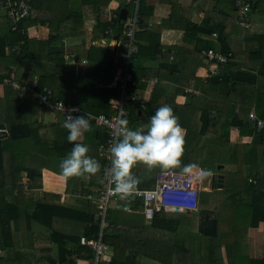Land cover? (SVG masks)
Returning <instances> with one entry per match:
<instances>
[{
  "label": "trees",
  "instance_id": "trees-1",
  "mask_svg": "<svg viewBox=\"0 0 264 264\" xmlns=\"http://www.w3.org/2000/svg\"><path fill=\"white\" fill-rule=\"evenodd\" d=\"M25 1L30 5L29 13L21 19L20 25L15 30L12 29V23L4 15H0L1 65L8 59L9 63L15 64V75L22 77L23 73L21 71L22 69L24 71L25 65H28L29 60L32 63L33 61H37L36 57L30 54V50L47 48L55 64H59L58 68L53 69L50 75L45 77L46 84L53 92H56V97L76 103L86 102L87 100L88 110L94 113L104 111L109 114L110 108L108 103L103 102L101 107L96 106V103H99L97 97H102L99 92L105 93L107 97L117 95L119 91L118 86L107 87L106 84L112 80L116 68L120 65L119 53L122 50H126L127 47H124V43L130 38L126 34L127 27L117 16L120 9L117 8L118 5L115 7L110 6L105 10L104 7L113 0ZM164 1L171 6L170 16L167 19L160 20L157 24L152 22L154 7L146 4L144 0H139L138 2L136 12L137 22L132 38V45L136 46V51L131 52L128 64V69L132 74V81L126 87V92L134 95L136 98L134 102L128 104L130 106V113L127 115L130 124L129 128L135 130L138 122L141 121V117L146 115V120L151 116L158 96L161 92H164L165 86L171 83L172 92L170 100L163 105L170 106L178 117L180 125L190 130V140L193 133V142L191 143L190 141L184 146L181 167L176 169H184L185 166L197 165L203 171L211 172L213 171L212 162L216 157L215 149L213 148L218 145L225 146L228 144V131L230 127H237L242 136H250L251 142L244 145L242 152L239 151L243 156L244 153H247L248 157L251 158L247 164L243 163L244 171L241 177L236 178V176H232L234 173L230 172L225 176L224 188H222L223 183L221 188H215L218 192L228 191L230 194L234 193V203H237L238 208L242 206L241 208L245 211L239 216V209L235 210L237 219L240 218L238 219L239 225H236V229L240 232L241 226L245 224L242 231L247 232L246 226L258 227L261 222H264V188L261 186L264 175L261 172L259 164H257V159H253L256 155L264 153V127L256 129L255 123L248 117L250 106L253 104L255 108L259 106L263 107L262 112L259 113V117L264 118V90L259 92V89H257L255 98L244 96L241 105L237 109L230 105L232 100L237 99L233 94L236 80L256 79L259 76L264 77V70H261L264 68L263 64L260 66L250 64V67H245L244 61V57H246V53L252 48V45L256 49L253 51L249 50L250 53L264 56V34L256 33L253 28H245L238 25L234 0ZM219 1H225L226 6H222ZM250 2V19L252 14L264 16V0H250ZM1 5L2 0H0V8ZM84 6H89L91 12H93L94 23L90 31V45L86 50V71L83 75H76L66 68L67 64L64 60L65 39L84 35ZM128 7V12H132L133 9L131 7L129 9ZM194 16H197L198 19L194 20ZM160 27H170L174 30H180L182 32L180 42L168 45L164 44L161 40L160 30H158ZM34 28L38 33L42 30L44 33L40 32L38 36L31 35L30 30H34ZM213 32L217 34L215 39L204 37V35L211 36ZM105 40H114L115 42L120 40V46L116 49H109L95 42ZM6 45H9L12 49L10 58L4 57V47ZM189 46H192V51L197 54L202 49L212 47L222 52L227 60L223 64H218L217 74L210 75L206 78L205 82H202L201 78L196 77L195 68H190L185 72L182 69V65L186 62V59H184L186 53L183 51ZM24 51L27 53L23 54ZM148 62H152L153 64L149 66L145 65ZM3 66L5 68L6 65L4 64ZM4 68L0 70V80L9 71L8 68ZM251 70H253V73H250ZM152 76L156 77L159 82L154 84L150 98L143 106L141 103L145 86L148 78ZM64 80H70L73 86L66 84ZM190 80H192L191 83ZM94 82H97L99 85L94 86ZM193 82L197 89L193 86ZM188 84L192 85L189 87H194V89L199 91L197 96L184 90V87ZM40 87L41 85L35 86L36 89ZM73 88L79 90L80 93L69 99L70 89ZM22 93L24 91L13 92L6 89V95L8 96H6L5 105L0 113V125L8 126L10 138L16 136L19 126L23 125L27 131H30L29 128L33 125L31 116H28V121H24L25 119L15 121V112L19 108L17 107L18 102L15 99H19ZM182 94L185 96L186 101L183 103L176 102V97ZM37 103V100H31L23 104V106L27 107V115L33 114L35 108H37ZM196 114H200L198 122L194 121ZM4 141H0V167L2 164V149L5 146ZM198 142L201 145L203 143L202 146L204 147L200 148L197 144ZM230 149L232 151L230 157L234 156L233 161H236L237 152L232 147ZM22 170H25L30 177L36 171L35 168L20 166L17 168L15 174L18 175ZM133 173L138 179H141V185L145 187L153 186L154 179L152 174L146 177L135 169H133ZM235 179L236 183H234ZM3 182H0V264H31V256L25 261L24 253L13 247L14 231H12L11 223L18 220L20 214L26 215V219L30 223L33 221L47 227L52 226L54 218L56 220L70 219L82 224V230L77 233L63 232L64 235L58 229L57 231H52L51 237H56L53 241L57 243L61 256L59 259L54 260L52 255H48L47 260L49 263H66L69 261L68 257L72 254L87 259L92 257L91 250L82 246L79 243V238L83 234L88 238L97 235L99 218L96 216V210L93 209L89 212L79 213L44 202H27L24 205L25 207H22L16 198L7 199L8 194L1 191L4 186ZM227 183L228 185L226 186ZM11 187L12 189H20L14 180ZM204 192L210 191L202 190L199 192L200 207ZM131 200L133 201V207L139 206V200L137 199L136 201L134 196L125 201L127 203ZM208 209L210 208L208 207ZM175 214L177 213L171 212L170 214L157 215L147 225H143V228H156L160 224L158 229L164 231L163 235H172L170 244L173 246L174 252L177 251L178 254L182 253L181 257L185 260L188 257V264H192L190 259L193 256L195 263L202 264L201 262L208 255L206 250V253H204L206 256H201L198 260H195L200 248H203L204 240L202 241V239L206 238L209 240L212 237L202 235L196 231L201 238H199L197 243H194L192 234H180L178 232L179 221ZM248 217L250 218V222H248ZM112 221H110L111 224L115 222ZM85 224H87V227ZM107 230H109V227L104 229L103 238L112 247L114 245L115 248L113 247L111 259L107 262L102 261L101 264H137V256L135 258L134 255H129L128 252L124 254L126 242L115 238L109 239L108 237L111 236H109ZM68 243L72 244L71 249L68 247ZM205 245L208 248V244L205 243ZM231 250L234 249L226 246L227 264H264V255L250 258L246 255L243 256L241 253L235 255L230 252ZM155 257L157 258V254ZM241 258H246L247 260ZM173 262L181 264L180 257L176 256Z\"/></svg>",
  "mask_w": 264,
  "mask_h": 264
},
{
  "label": "crops",
  "instance_id": "crops-1",
  "mask_svg": "<svg viewBox=\"0 0 264 264\" xmlns=\"http://www.w3.org/2000/svg\"><path fill=\"white\" fill-rule=\"evenodd\" d=\"M114 2L115 1L109 2L104 7V9L106 10V8L110 6L115 7L116 5H114ZM144 2L154 7L152 22H155L157 24L158 22H160V20L164 18L167 19L170 16L171 6L168 5L166 1L144 0ZM219 2L222 6H226L225 1H219ZM0 14L2 15L1 10H0ZM83 16L85 17L84 35L80 37H68L65 39L66 49H65L64 60L65 63L67 64L66 68H68L70 72H73L76 75H83L84 72L86 71V65H87L86 50L90 45V33H91L90 31L92 28V26L91 28H89L88 22L92 23L91 25H93L94 23L93 12H91L89 6H84ZM87 17L89 18L88 20H86ZM197 19L198 17L194 16V20ZM250 23H251L250 27L253 28L256 33L264 34V16L252 14ZM158 30H160L161 40L164 44L167 45L175 44V43H179L181 40L182 32L180 30H174L171 29L170 27H160ZM34 31L35 28L33 32ZM35 32L37 34H35L34 36H38L40 32L44 33L43 30L39 31V33L37 31ZM211 36L204 35V37L208 39L210 38L215 39V37L213 36L211 37ZM95 42L102 46H106L105 43L110 42L111 43L110 45L112 46L111 47L106 46V47H108L109 49H116L114 40H105L101 42L95 41ZM254 49L256 48H254V46L252 45V48L249 50L253 51ZM249 50L246 53V57H244V61L246 64L245 67H250V64L258 65V66L262 64L264 65V62L261 63L262 61H264V56L262 55L260 56L257 53L255 54L250 53ZM183 52L186 53L184 55V59H186V62L184 63V65H182V69L184 72L188 71L190 68L191 69L195 68V75L197 78H201L202 82H205L206 78L209 77V75H207V72H209L211 69H216L218 72V66L210 64L206 59H204L201 56L200 53L197 54L194 51H192V46H189ZM11 53H12L11 47L9 45H6L4 47V57L10 58ZM25 53L27 52L24 51L23 54ZM30 54L35 56L37 61H33L32 63L29 60L28 65L27 64L25 65L24 71L23 69L21 71V73H23L22 77H18L15 75L16 72L15 64L9 63L8 59L6 60V62L5 61L3 62V65L4 64L6 65L5 68L3 65H1L0 62V70L3 68L9 69V71L6 72L3 78L0 80V113L5 105L6 96H8L6 95V89L12 90L13 92L24 91V93L21 94L22 96L19 99H15L18 102L17 107H19L17 108V112H15V121H18V119L20 120L25 119L24 121H28V116H31L32 117L31 122L33 124L29 128L30 131H27V129L23 125L19 126L17 128L16 136L13 138H10V131H9V137L5 141L3 140L5 146H3L2 149L3 155H2V164L0 167V182L4 181L3 182L4 186L2 187L1 191L6 192L8 194L7 199L9 200H11L12 198L13 199L16 198V200L21 203L22 207H25L24 205L27 202H31V203L44 202L51 205L60 206L62 208L74 210L75 212H79V213L89 212L94 209L96 210L97 218H99L97 215V205H96L95 197L98 195V189L101 182V170L96 175L91 177L84 176V177H73V178L65 179V177L62 175L59 165H60V161L63 158H65L68 153H70L73 144L67 140L68 132L66 129H64L61 126L64 121V117L59 112H46L41 106H39L40 104L38 102L37 94L42 93L44 88L49 89L51 93L54 96H56V92H53V90L49 88V86L46 84L45 77L49 76L50 72L53 69L58 68L59 64H55V62L53 61V57L51 56V53H49L47 48L46 49L43 48L40 50L31 49ZM82 60H85V62L82 63ZM151 64L153 63L152 62L145 63V65L147 66ZM261 70L263 71L264 68H262ZM11 72L14 73V77H15L14 80L21 87H23L22 89L16 90L13 88L12 85L3 84V79L7 77ZM250 73H253V70H251ZM153 77L154 76L149 78H153ZM154 78L157 80L158 83L159 82L158 79L156 77ZM64 82L68 85L73 86L70 80H64ZM191 82L192 80H190V83ZM155 83H150L147 80V84L144 90V96L141 103L143 106L149 100L151 91ZM189 84L184 87V90L187 93H189L188 92L189 86H192ZM192 84L195 87V83L193 82ZM36 85H41V87L39 89H36L35 88ZM115 86H118L119 88L117 95L107 97L105 93L99 92L102 95V97H97L99 103H96V106L101 107L102 106L101 104L103 102L108 103L109 98L119 97L121 91L120 86L119 84ZM115 86H107V87H115ZM257 89H259V92H262V90H264V77L262 76H259L256 79L249 78L245 80H236L233 94L236 96L237 99L232 100L230 106L237 109L241 105L244 96H250L255 98L256 95L255 92ZM171 92H172L171 83H168V86L167 85L165 86L164 92L161 93L159 92L160 95L158 96L156 103L154 104L155 109L152 112L151 116L154 114L156 108L162 106L165 102H168L170 100ZM79 93H80L79 90H76V88L70 89L69 99L73 98L74 96H77ZM31 100H37L38 102L37 108H35L33 114L27 115L28 114L27 107L23 106V104H25L26 102L28 103ZM66 101L71 102V100H66ZM184 101H186V99L183 94L178 95L176 97V102L183 103ZM132 102L134 101L128 102L125 105V109H126L125 118H127L126 119L127 121L129 119L127 115L130 113L129 110L130 106H128V104ZM72 103L80 105L88 113L98 114L88 110L87 100L86 102L84 101L82 103H76V102H72ZM127 106L128 108H126ZM109 108H110V112H108L109 114H107L104 111H101L99 113H105L107 115H113L117 113V109L113 105L109 104ZM262 109H263L262 106L255 108V105L252 104V106H250L249 112L253 111L257 115V117H259L260 116L259 113L262 112ZM49 114L51 115V117L48 116ZM199 115L200 114H196L194 120L195 122L199 121ZM151 116H149L146 120H145V118L147 117L146 115L141 117V121L138 122V126L136 128H138L141 125L147 124ZM90 125H91L90 131L85 132L84 135L81 137L80 141L78 142L87 145L89 147L88 155L96 159L101 165L103 164V161L99 156V152L102 146L104 145V141L106 137L105 129L102 126L96 124L94 121H90ZM0 127H5L8 129L7 125L4 126L0 125ZM128 127H130L129 121H128ZM183 128L186 130L185 137L187 138V133H189L190 130L185 126H183ZM229 132H231L235 138V140H231L228 138L230 142L233 144H238L237 142H243L242 145L243 149H244V145H247L248 143L251 142V137L242 136L239 133L237 127H230L228 133ZM189 142L190 140L187 139L185 145H187ZM197 144L200 148L204 147L202 146L203 143L202 145L200 142H198ZM249 159L251 158L248 157V154L244 153L243 163L247 164ZM253 159H257V164H259L261 172L264 175V153H260L259 155H256ZM20 166L35 168L36 171L34 172V175L32 177L28 176L25 170H22L18 175H16L15 172L17 168H19ZM134 169L139 173H142L146 177L150 176L149 174H152L153 179L155 177V174L158 171L162 170L159 168L148 171L143 165H137ZM176 170L182 171L183 169H176ZM13 180L19 185L20 187L19 190L12 189L11 186ZM140 182L141 179H139L137 189L148 188L141 185ZM261 186L264 188V180ZM114 197L120 200L118 196L116 197L115 195ZM114 197H112L111 199H113ZM134 197L136 198V201L137 199L139 200V206L133 207L132 200L127 203L125 200H121L120 203L123 202L121 206V211L118 212L116 215L112 213L110 214V209H109L110 201H109L107 215L105 217L106 226L103 229L100 228V218H99L98 233L95 237L92 238H98L100 232L102 233L101 238L107 245V250L104 254L105 258L103 261L107 262L111 259L113 255V247L115 248L114 245L112 247L103 238L104 229L109 227V230H107V232L111 237L108 238L109 239L115 238L119 241L120 240L125 241L126 244H125L124 254L128 252L129 255L132 254L135 256V258L137 256L138 258L137 264H175L173 262V259L176 258V256L180 257L181 264H188L189 262L188 257L185 260L181 257L182 253L178 254L177 251L175 252L173 251V246H171L170 244L171 243L170 238L172 237V235H168V234L163 235L164 231L158 229L160 227V224H158L156 228H151V229H144L143 225H147L150 222V220H152L154 217L160 214H164V213L170 214L171 212L181 214V213H189V212L167 211V212H160L154 215L152 218H146L142 213V209H143L142 198H140L137 195H134ZM199 205H200V200L198 197V209L202 208ZM211 210H213L216 218H218L217 210L215 209H211ZM177 214H175V216H178ZM112 220L115 222H113ZM110 221H112L113 223L111 224ZM248 222H250V218ZM189 224L190 221L183 222L181 225H179L178 232L180 234H188L187 227L189 226ZM11 226H12V231H14L13 247H15L16 250L22 251L24 253L25 261H27L28 257L31 256V264H51L47 260L48 255H52L54 260L59 259V257L61 256V253L59 254L58 251L57 243L53 241L56 237H51L52 231H57L58 229L62 231L61 232L62 234H64L71 232L77 233L82 230V224L79 222H75L74 220H70V219L56 220L54 218L52 222V226L47 227L33 221H31L30 223L26 219V215H21V214L18 216V220L11 223ZM85 226L87 227V224H85ZM256 228L257 229L260 228V233L262 234L261 237L257 236L258 237L257 240H254L253 238L252 242L248 239L246 240L245 244L242 243L241 239H238L236 237L237 235L240 236V232L237 231L236 226L233 228L232 232L230 231L231 238L234 237L236 240L240 241L237 242L238 244L236 247L240 245V249L239 248L236 249L237 253L240 252L243 256L246 255L250 258L260 257L264 255V222H261L258 227L246 226V231H247L246 234L255 232L253 231V229ZM196 231L199 232L198 226L195 232ZM217 231H218V225H217ZM256 232L259 233V231ZM192 236L194 237V235ZM217 236L218 233L216 234V236L210 238L209 240L203 238L202 239V241L204 240L203 250H205L206 248L205 243H207L209 246L210 245L209 242L211 241L212 242L211 246L213 247V249L210 250L209 248H206L208 254H210V256H213L218 264H220L219 261L221 263L225 261V263L227 264L226 247L224 246V244L223 245L220 244L219 237ZM248 236L250 237V235ZM255 241L256 242L259 241L260 256L253 255V253L249 252L250 250L249 247L251 246V243L252 245H255ZM243 245H245V248L243 247ZM68 247L71 249L72 244L68 243ZM156 254H157V258L155 257ZM68 259L69 261L63 264H86L88 260L87 258L80 257L76 254H72L70 257H68ZM193 260H194V256L190 259L192 264H194Z\"/></svg>",
  "mask_w": 264,
  "mask_h": 264
},
{
  "label": "built area",
  "instance_id": "built-area-1",
  "mask_svg": "<svg viewBox=\"0 0 264 264\" xmlns=\"http://www.w3.org/2000/svg\"><path fill=\"white\" fill-rule=\"evenodd\" d=\"M138 2L139 0H125V4L121 5L122 7L127 8L128 5L131 4L133 10L132 12H128L127 9L126 17L123 20L127 27L126 34L130 38L124 43V47H127L126 50H122L119 53L120 65L108 85L115 86L119 84L121 89L119 97L108 99V103L117 109L116 114L107 115L105 113H88L80 105L64 101L63 99L54 96L47 88H44L42 93L37 94L38 102L40 104L39 106H41L46 112H59L65 120L67 110L70 108H77L79 111L71 113L73 116L86 113L89 121H94L105 129L106 137L104 145L99 152V156L103 161L101 167V182L98 189V195L95 197L97 215L100 218L101 229L106 226L105 217L107 215L109 201L115 196L112 191L114 185L110 183V178L105 174L104 170L111 165L110 148L118 138L120 128L119 121L121 119L126 120L125 105L136 99L134 95L128 94L125 89L127 84L132 81V74L128 69V64L131 52L136 51V46L132 45V38L136 28ZM234 6L236 7L238 25L249 28L251 2L249 0H234ZM106 9H108V7ZM1 10L6 19L12 23V29L15 30V28L20 25L21 19L29 13L30 5L25 0H2ZM117 16H119V12ZM216 35L215 32L212 33L213 37H216ZM115 46L116 48L120 46V40L115 42ZM200 54L210 64L215 66L223 64L227 60L222 52L212 47L203 49ZM84 62L85 60H82V63ZM216 73V69H211L207 72V75L210 76ZM14 79V73L11 72L3 79V84L12 85L16 90L22 89L23 87H21ZM148 81L150 83L157 82L155 78H149ZM188 92L194 95L199 94L198 90L191 87H189ZM248 116L255 122L257 129H262L264 127V119L257 117L253 111H250ZM8 137L9 130L5 127H0V141L6 140ZM201 180L202 169L195 166L187 167V171L184 169L182 171L176 169L158 171L155 174L153 186L138 189L135 194L143 200V215L146 218H152L160 212L196 211L198 209L199 192L207 189ZM101 236V232L98 238H88L84 235L80 236L79 243L82 246H87L93 252L92 257L87 260L86 264H101L104 260L107 245L102 240Z\"/></svg>",
  "mask_w": 264,
  "mask_h": 264
},
{
  "label": "clouds",
  "instance_id": "clouds-1",
  "mask_svg": "<svg viewBox=\"0 0 264 264\" xmlns=\"http://www.w3.org/2000/svg\"><path fill=\"white\" fill-rule=\"evenodd\" d=\"M78 111L77 108L68 109L61 125L68 132L67 140L73 144L70 153L59 165L65 179L91 177L101 170L100 163L88 155L89 147L78 142L91 128L86 113L76 116L71 114ZM119 124L118 138L110 148L111 165L104 171L114 185L113 194L126 200L138 190L139 179L133 173L137 165L145 166L148 171L181 167L186 130L180 125L172 108L166 104L156 108L149 122L135 130L128 127L127 120L121 119ZM184 170L187 171V166Z\"/></svg>",
  "mask_w": 264,
  "mask_h": 264
},
{
  "label": "rangeland",
  "instance_id": "rangeland-1",
  "mask_svg": "<svg viewBox=\"0 0 264 264\" xmlns=\"http://www.w3.org/2000/svg\"><path fill=\"white\" fill-rule=\"evenodd\" d=\"M113 1H115L114 5H118V7L125 4V0H113ZM128 6L131 7V4ZM88 19L89 18L87 17L86 20H88ZM91 24L92 23L88 22L89 28H91V26H92ZM32 29L30 30V34L31 35L37 34L35 31L33 32ZM110 44H111L110 42L105 43V45L108 47L112 46ZM97 85H99V84L97 82H94V86H97ZM108 85H109V83L106 84V86H108ZM48 116L51 117L50 114ZM187 139L190 140L189 133H187V138L185 137V142ZM229 139L235 140V138L231 132H229ZM229 139H228L227 145H225V146H219L218 145V146L213 148V149H215V155H216V157L214 158V160L212 162L213 163V166H212L213 171L208 172V171L202 170V180L201 181L205 185V187L207 188L206 190L210 191V192H204V195L201 199V207H203V208L209 207L210 209H217L218 210V212H217L218 236L217 237H219V240H220L219 242L221 245L224 244L225 247L228 246L231 249H234V250H231L230 252L235 254V255H238L237 251H235V250L238 248L240 249V245L238 247H236L238 244L236 241H238V240H236L235 238H231V234H230V231L232 232L233 228L236 225H239L238 219H240V218L237 219V213L235 211L238 208V205H237V203H234V195H233L234 193L230 194L228 191L218 192L217 190H215V188H217V183H216L217 179L216 180L213 179V177L216 176L217 174L223 175L224 177H223V181H222V183H223L222 188H224L225 176H227L231 172V173H234L232 176H236V178H238V177H241V175L244 171V164H243L244 156H243V154L239 153V151L242 152L243 142H237L238 144H233L230 142ZM190 141H191V143L193 142V133H192V139ZM231 147L234 148L235 151L237 152V160L236 161H233L234 156L230 157L232 154V151L230 149ZM224 159H226V160L224 161ZM209 163H211V162H209ZM220 165L221 166L224 165V166L221 169L217 170V166H220ZM192 166L201 168L200 166H197V165H192ZM155 169H159V168H155ZM222 171H223V173H222ZM234 181H235L234 183L237 182L236 179ZM212 182H215V184L213 185ZM227 185H228V183L226 184V186ZM219 190H222V189H219ZM229 191L232 192L231 190H229ZM120 201H121V199L119 200L118 198H115V197L110 200V204H109L110 214L112 213V214L116 215L118 212L121 211V206H122L123 202L120 203ZM213 207H215V208H213ZM241 207L238 208L239 209L238 210L239 216L241 213L245 212L244 209ZM177 215H178L177 219L179 221V225H181L183 222L190 221V224L187 227V233L194 235V237H192V240L194 243H197L199 238H201L195 232V230H197V226H198V214H197V212L192 211L189 213H181V214H177ZM243 226H241L240 236H238V235L236 236L238 239L242 240L243 244H245L246 240H248V239L252 242L253 238H254V240H257L258 239L257 236L261 237L262 234L260 233V228L253 229V231H255V232H251L250 234H246V232L242 231ZM250 231H251V229H250ZM256 231H259V233H257ZM248 235H250V237ZM209 244L210 245L208 246V248L210 250H212L213 249V247L211 246L212 242L210 241ZM259 246H260L259 241L258 242L255 241V245H252V243H251V246L249 247L250 248L249 252L253 253V255L260 256ZM243 247L245 248V245H243ZM205 250H206V248H205ZM205 250H203V248H200L199 254H197V257L195 258V260H198L199 257H201V256H206V254H204V253H206ZM229 256L232 257L231 254H229ZM241 259L247 260L246 258H241ZM201 263L202 264H218L216 259L213 256H210V254H208L207 258H205V260L202 261ZM219 263L220 264H226L225 261L222 263L219 261ZM194 264H197V263L194 262Z\"/></svg>",
  "mask_w": 264,
  "mask_h": 264
},
{
  "label": "water",
  "instance_id": "water-1",
  "mask_svg": "<svg viewBox=\"0 0 264 264\" xmlns=\"http://www.w3.org/2000/svg\"><path fill=\"white\" fill-rule=\"evenodd\" d=\"M126 8L122 7L119 11V20H124L126 17ZM221 165L217 169H221ZM223 176H217V188L222 187ZM198 214V231L206 236L214 237L217 234V218L213 210L208 208H199Z\"/></svg>",
  "mask_w": 264,
  "mask_h": 264
},
{
  "label": "flooded vegetation",
  "instance_id": "flooded-vegetation-1",
  "mask_svg": "<svg viewBox=\"0 0 264 264\" xmlns=\"http://www.w3.org/2000/svg\"><path fill=\"white\" fill-rule=\"evenodd\" d=\"M212 175H213V174H212ZM217 176H218V174H217L216 176H214L215 178L213 177V179L216 180V179H217ZM212 183L214 184V182H212Z\"/></svg>",
  "mask_w": 264,
  "mask_h": 264
}]
</instances>
